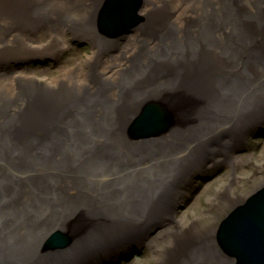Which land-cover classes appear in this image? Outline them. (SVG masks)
Masks as SVG:
<instances>
[{
	"label": "bare ground",
	"instance_id": "obj_1",
	"mask_svg": "<svg viewBox=\"0 0 264 264\" xmlns=\"http://www.w3.org/2000/svg\"><path fill=\"white\" fill-rule=\"evenodd\" d=\"M111 1L0 0V51L24 46L32 52L42 32L52 42L46 57L55 58L63 51L60 41L70 46L68 33L90 41L94 59L110 53L128 32L126 45L133 42L122 55L123 67L101 74L107 82L101 91H112L107 97L97 95L98 88L85 96L84 88L71 91L76 81L58 88L47 78L45 87L40 79L20 77L21 95L7 99L1 88L9 83H0L6 101L0 106L1 185L28 171L46 174L43 188L14 193L11 206L0 198V219L12 208L0 230V264H115L120 249L145 246L158 264H239L218 238L235 246L230 235L237 229L228 234L222 228L238 226L264 188L245 198L223 196L226 214L202 229L195 223L157 230L170 221L192 179L219 162L235 163L233 158L248 152L233 151L264 124V0H181L180 21L170 12L176 11L172 0H139L129 29L119 36L102 23ZM115 73L121 82L109 79ZM83 74L80 81L90 85ZM147 109L159 114L154 126L159 134L132 136ZM29 143L41 144L23 149ZM27 154L31 169L2 164L4 158L22 163ZM83 216L91 222L81 232L72 224ZM15 225L23 237L20 250L33 252L30 260L11 253ZM252 236L242 238L261 239ZM52 239L62 247L48 248Z\"/></svg>",
	"mask_w": 264,
	"mask_h": 264
},
{
	"label": "rangeland",
	"instance_id": "obj_2",
	"mask_svg": "<svg viewBox=\"0 0 264 264\" xmlns=\"http://www.w3.org/2000/svg\"><path fill=\"white\" fill-rule=\"evenodd\" d=\"M180 3H182L181 0H172L171 7L176 11H170L173 13L174 19L177 16L179 17V21L183 16L178 11ZM165 13L168 12L165 11ZM70 15L73 17L74 14L70 13ZM179 21L178 23L181 25ZM130 35L128 32L120 40L116 41L117 46L115 44L111 45L114 48H109L110 53L107 54V51H105L96 59H94L95 49L93 50L90 41L86 38H73L71 33L67 34L70 46L67 47V44H63L60 41L59 45L63 51L56 58L52 56L46 57V47L52 44L49 37L46 39V32L40 33L39 41L32 52L26 50L24 46H19L20 50L15 49L14 46H10V48L0 51V83H9L6 87L1 88V93L6 95L7 99H11L17 94L21 95L23 86L18 87L17 80L20 77H27L42 80L45 87L46 78L49 80L51 87L58 88V83L69 82L71 86L76 81V85L70 88L71 91L80 94V91L84 88L83 92L85 94L83 96H85L89 93L96 94L93 89L98 88L100 92L97 95L107 97L112 91L110 89L101 91L105 88L101 85H107L106 81L102 82L101 74L112 68L118 69L121 66L123 67L124 60H122V55L133 44L131 42L126 45V41ZM8 38L10 40L13 39L11 35ZM127 58H130V56H127ZM139 59L136 61L138 62ZM90 61H92L91 66L87 69L88 65L86 64ZM95 62H97L96 65ZM81 71L82 73H80ZM83 72L85 73V77L89 76V79H91L90 85L86 86V84L80 81L83 78L81 76H84ZM111 77L109 79L113 82H121L118 81L119 78L116 73ZM95 83L98 85L97 87L94 86ZM75 98L78 101L81 97ZM5 102V98L0 97V106H3ZM243 151L248 153H242ZM233 152L235 154L242 153L233 158L235 163L219 162L197 175L198 177L205 176L204 179L201 180L196 176V179H192L189 182V186L187 185L182 189L180 203L176 210H174L172 218L157 231L168 232L172 229L174 230L175 225L179 226V229H183L184 227L185 229H189L195 223L202 225L199 227L202 229L206 224L219 222L226 214H222L223 211L228 210L227 202L223 200V196L228 197L231 195L234 197L238 194L241 198H245L258 191V188H264V124H258L249 134V138L245 141V146L241 145L239 150L237 149ZM6 209L8 215L2 217L3 220L12 217V208L8 206ZM85 217H77L74 220V224H72L74 225L73 228L76 227V230L81 229V232L85 228L89 229L91 221L85 219ZM85 225H88V227L84 228ZM16 234L14 244L17 251H19L23 237L18 232ZM125 250L127 249L122 248L118 251L117 262L115 264H158L159 257L155 256L150 246L133 249L130 251L131 253Z\"/></svg>",
	"mask_w": 264,
	"mask_h": 264
},
{
	"label": "water",
	"instance_id": "obj_3",
	"mask_svg": "<svg viewBox=\"0 0 264 264\" xmlns=\"http://www.w3.org/2000/svg\"><path fill=\"white\" fill-rule=\"evenodd\" d=\"M138 1L139 0H113L109 2L106 8L103 9L102 12V14L104 13L103 18L101 17L102 23L106 28L105 30H108V32L116 36L121 35L122 31L125 32L126 30H128L131 19L135 15L134 12L139 8L137 7ZM104 17L109 20L104 22ZM144 116H145V120H144ZM158 116L159 114L152 115L150 110L147 109V111L140 116V118L135 122L134 126L131 128V131L133 132L132 136L142 137V136H152L155 134L156 135L159 134L157 131L154 130V126L158 127L157 125H155V122H159V123L161 122L158 119ZM161 116L164 119L166 118L165 115H161ZM168 127L165 126L163 131H165ZM18 144L19 143H17V145ZM37 144H41V143L25 144L23 146V149L25 148L34 149ZM20 161H22V163H18L19 161L12 162L9 161L7 158H4L2 164H4L7 167L10 166V168L14 171H18L24 166L25 168L31 169V167L34 164L28 154L26 155L25 159H22ZM44 176H46V174L44 173H39V172L29 173L28 171L25 177L16 176L12 181L4 182L5 187H3L0 183V198L4 196L7 197L8 205L11 206V202L13 198L10 197L14 195V193L22 194L25 191L35 187L43 188L42 183L46 185V182L42 180ZM27 185L29 187L25 190V187ZM262 198H264V190L258 192L254 196L252 200L255 199V202H252V200L249 202V207L247 208L249 209V211L246 213H242L240 215L239 220L236 221L238 223V226L234 225V226H230L229 228H222V232L228 234L231 231L233 232L235 229H237V231L235 230L234 233L230 235L231 237L230 240L233 242L235 246H231L228 242L222 243L220 241L221 238H218V241L222 246V248L224 247L226 249L225 252L231 255L232 257H236L237 260L239 259L240 261L239 264H264V209L262 211H258V209H261L263 206L262 202H264V200ZM256 203H258L257 206H255ZM7 215L8 214L3 215L2 217ZM259 217H262V219L260 220ZM8 221L9 219L3 220L1 218L0 220L1 233H2V229L6 227ZM19 230L20 227L15 225V231L20 234ZM245 235H256L257 237H261V239L257 241L252 240L251 242H249V241H245L242 238ZM256 236H252L250 238H254ZM3 238L5 239L4 236ZM64 241L71 242V240L69 239H65ZM61 242H63V240H61ZM224 245H226V247ZM56 246H57L56 240L52 239L51 241L48 242V248L56 249L62 247V245H59L58 247ZM241 247H244V251H246L243 252L244 255H241L242 253ZM246 247L247 250L245 249ZM44 251H46V241L44 243ZM11 253L12 255L14 254V256L17 259H21L22 257H25L27 260H30L33 257V252L28 253L26 251L20 250V248L19 251H17V249L14 248V250H12Z\"/></svg>",
	"mask_w": 264,
	"mask_h": 264
}]
</instances>
